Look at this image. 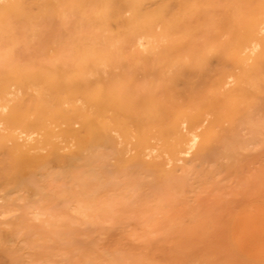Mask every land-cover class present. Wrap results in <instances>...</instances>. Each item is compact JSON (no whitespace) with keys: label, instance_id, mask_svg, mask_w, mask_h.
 I'll use <instances>...</instances> for the list:
<instances>
[{"label":"bare ground","instance_id":"6f19581e","mask_svg":"<svg viewBox=\"0 0 264 264\" xmlns=\"http://www.w3.org/2000/svg\"><path fill=\"white\" fill-rule=\"evenodd\" d=\"M261 70L264 0H0V264L165 214Z\"/></svg>","mask_w":264,"mask_h":264},{"label":"rangeland","instance_id":"374dc122","mask_svg":"<svg viewBox=\"0 0 264 264\" xmlns=\"http://www.w3.org/2000/svg\"><path fill=\"white\" fill-rule=\"evenodd\" d=\"M260 74L253 100L241 103L234 115L225 114L219 125L209 123L208 146L170 182L179 192L170 187L166 197L172 204L165 214L142 221L135 212L101 227L79 226L66 253L54 251L50 264H76L84 255L98 264L113 259L116 264H264V71ZM214 80H203L200 90L205 93Z\"/></svg>","mask_w":264,"mask_h":264}]
</instances>
